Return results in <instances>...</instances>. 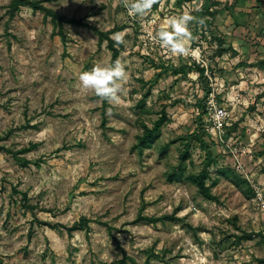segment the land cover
<instances>
[{"label":"rangeland","instance_id":"1","mask_svg":"<svg viewBox=\"0 0 264 264\" xmlns=\"http://www.w3.org/2000/svg\"><path fill=\"white\" fill-rule=\"evenodd\" d=\"M213 1L217 8L202 15L203 2ZM11 2L0 0V145L31 151L22 155L27 167L0 151V264H121L124 251L145 264L149 250L162 257L151 264H264V71L256 69H264V6L159 0L147 16L130 17L122 0L44 3L114 40L123 36L127 79L104 122L103 101L82 89L79 76L110 66L107 43L100 47L93 31L66 25L64 45L40 11L22 6L11 19ZM183 13L204 23L190 25L189 53L174 56L149 34ZM212 105L227 111L222 132ZM164 112L141 152L144 126ZM185 150L183 174L170 181ZM208 156L217 203L203 199L192 178ZM232 171L248 180L252 199L230 181ZM141 213L174 218L137 222ZM81 218L89 230L70 233Z\"/></svg>","mask_w":264,"mask_h":264},{"label":"trees","instance_id":"2","mask_svg":"<svg viewBox=\"0 0 264 264\" xmlns=\"http://www.w3.org/2000/svg\"><path fill=\"white\" fill-rule=\"evenodd\" d=\"M59 0H12L11 4L9 5V15L10 18L13 19L16 15V13L21 9L22 6H28L32 8L34 11H40L44 13L46 18H50L51 22L54 26L55 30V35L60 36L62 42L64 45L67 43V36L65 34V26L70 25V26H76V27H84L87 28L91 31H93L99 39V46L101 47L104 43H107V48L111 51L112 53V58H111V63L110 65L114 64V62L120 58L121 52L123 50L122 44L117 46L115 43V40L111 38V34L109 32H104L97 28L96 26L90 25L88 23H85L81 19H76V18H70L65 15H61L60 13L56 12L55 10H52L44 5V3L48 2H57ZM159 2V0H158ZM157 2V3H158ZM214 2V1H213ZM219 4L217 2L211 3V4H204L203 8L201 10L202 15H206L211 8L218 6ZM213 15V14H211ZM225 50H222L219 52V55L221 56ZM264 63V62H262ZM263 67L264 65H260ZM191 70V68H187L185 70H182V73H188ZM198 72L200 73V77H204L205 70L204 69H198ZM109 106V103L107 101H103V114H104V122L106 120L105 118V110ZM205 112V111H204ZM166 120V113L161 116V118L154 123V126L152 128L148 126H144L143 134L139 137V143L137 145V149L140 150L141 152L144 151L145 149L150 148L151 142L154 140L156 135L159 133L162 125L164 124ZM194 137V136H193ZM1 141V138H0ZM200 142L203 144V141L200 140ZM35 147V146H33ZM205 149H208L206 147ZM0 151H4L8 154H11L16 161L22 165L27 167L30 164V161L23 158L22 155L28 153L31 151L30 148H25L20 151H14L9 148H6L3 145H0ZM211 156V153L209 154ZM180 159V164L178 167H175L171 173L168 174V179L170 181L174 180V177L179 174L182 176L183 174V168L184 164L187 160L190 159V155L188 151L182 152V154L179 157ZM206 164L204 168L198 173L192 175L193 180L196 183V186L198 188L199 194L203 197V199L210 201V202H219V198L213 194L212 188L207 184V180L210 177V170L209 167L211 165V157H207ZM37 165H40L39 162H37ZM230 181L237 186L240 191H242L245 195H247L248 198H253L255 196L254 191L252 190L250 183L248 182L247 179H244L242 176H240L236 171L230 172ZM22 195V202L23 205L26 209L30 210L32 213L35 212L36 207L33 205L27 204L28 202V197L26 193L21 194ZM173 219L174 216H162V217H149V216H144L143 213H141L137 218L136 221H145L150 224H156L160 221H166L168 219ZM89 224L90 220L87 218H81L78 222L74 223V225L70 228H68V231L70 233L77 231V230H89ZM162 257L158 254H156L153 250H149V255L146 259L145 264H151L152 259H161ZM129 261L131 264H136V261L134 258L129 256L126 251L123 253V259L121 260V264H129Z\"/></svg>","mask_w":264,"mask_h":264},{"label":"clouds","instance_id":"3","mask_svg":"<svg viewBox=\"0 0 264 264\" xmlns=\"http://www.w3.org/2000/svg\"><path fill=\"white\" fill-rule=\"evenodd\" d=\"M158 0H122L124 8L130 17L147 16ZM192 23H204L202 19L183 13L166 20V26L161 27L155 34H149L154 44L166 49L171 55L184 56L190 51L186 41L191 40ZM117 46L124 43V38L117 33L115 36ZM127 79L124 65L119 59L110 66L95 65L91 70L84 71L79 76V84L82 89L93 93L101 101L109 104L118 102L121 82Z\"/></svg>","mask_w":264,"mask_h":264},{"label":"crops","instance_id":"4","mask_svg":"<svg viewBox=\"0 0 264 264\" xmlns=\"http://www.w3.org/2000/svg\"><path fill=\"white\" fill-rule=\"evenodd\" d=\"M248 2H250L251 6H253V7L259 6L258 3L256 5V4H254V2H260V6H262V5L264 6V0H248ZM203 4H204V2H203ZM203 4L201 5L202 8H203ZM214 8H217V6L214 7ZM263 14H264V11H263ZM263 14H261V15H263ZM255 17H256V21H259L262 18L261 20L264 23V16L260 18V16H257L256 15ZM230 22H231V24L234 22L232 20V18H231V21ZM225 35H226V38L228 39V41L230 42L229 46L236 52V54H237L236 56H238V53H242V50L239 49L240 42H238L237 39H236V42L234 41L235 38H232L231 32L230 33H226ZM220 48L224 49V47H220ZM248 63H251V60L248 61ZM253 67H255V66H253ZM256 69H257V71H260V70H263L264 71V69H260V68H256Z\"/></svg>","mask_w":264,"mask_h":264},{"label":"built area","instance_id":"5","mask_svg":"<svg viewBox=\"0 0 264 264\" xmlns=\"http://www.w3.org/2000/svg\"><path fill=\"white\" fill-rule=\"evenodd\" d=\"M209 115L214 120L215 130L222 132L223 124L228 117L227 111L223 108H217L214 105L209 108Z\"/></svg>","mask_w":264,"mask_h":264}]
</instances>
